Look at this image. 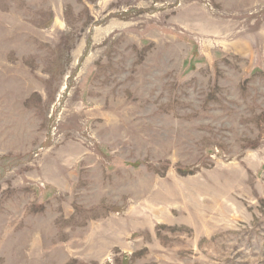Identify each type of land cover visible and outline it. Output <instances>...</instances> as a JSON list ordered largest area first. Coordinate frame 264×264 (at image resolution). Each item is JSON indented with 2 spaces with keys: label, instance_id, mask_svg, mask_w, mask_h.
<instances>
[{
  "label": "rangeland",
  "instance_id": "obj_1",
  "mask_svg": "<svg viewBox=\"0 0 264 264\" xmlns=\"http://www.w3.org/2000/svg\"><path fill=\"white\" fill-rule=\"evenodd\" d=\"M0 264H264V0H0Z\"/></svg>",
  "mask_w": 264,
  "mask_h": 264
}]
</instances>
